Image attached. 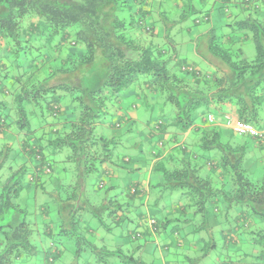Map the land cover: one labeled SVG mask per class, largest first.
I'll return each mask as SVG.
<instances>
[{
    "label": "clouds",
    "instance_id": "clouds-1",
    "mask_svg": "<svg viewBox=\"0 0 264 264\" xmlns=\"http://www.w3.org/2000/svg\"><path fill=\"white\" fill-rule=\"evenodd\" d=\"M0 264H264V0H0Z\"/></svg>",
    "mask_w": 264,
    "mask_h": 264
}]
</instances>
